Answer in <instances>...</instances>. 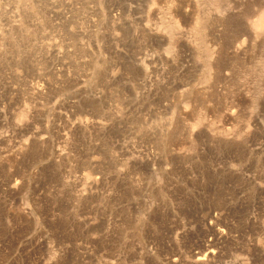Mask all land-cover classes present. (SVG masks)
Returning a JSON list of instances; mask_svg holds the SVG:
<instances>
[{
  "label": "rangeland",
  "instance_id": "1",
  "mask_svg": "<svg viewBox=\"0 0 264 264\" xmlns=\"http://www.w3.org/2000/svg\"><path fill=\"white\" fill-rule=\"evenodd\" d=\"M264 0H0V264H264Z\"/></svg>",
  "mask_w": 264,
  "mask_h": 264
},
{
  "label": "bare ground",
  "instance_id": "2",
  "mask_svg": "<svg viewBox=\"0 0 264 264\" xmlns=\"http://www.w3.org/2000/svg\"><path fill=\"white\" fill-rule=\"evenodd\" d=\"M261 16H262V18H261V20L259 21V22H260V25H259L260 27L263 26L262 24H264V15H261Z\"/></svg>",
  "mask_w": 264,
  "mask_h": 264
}]
</instances>
